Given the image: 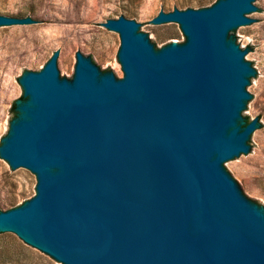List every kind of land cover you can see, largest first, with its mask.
Listing matches in <instances>:
<instances>
[{"label": "water", "instance_id": "obj_1", "mask_svg": "<svg viewBox=\"0 0 264 264\" xmlns=\"http://www.w3.org/2000/svg\"><path fill=\"white\" fill-rule=\"evenodd\" d=\"M255 3L159 12L151 23L186 41L157 52L135 21L108 19L121 79L80 53L71 81L56 52L24 74L0 157L34 173L36 193L0 211V231L61 264H264V215L227 174L259 133L255 119L240 129L256 73L231 43L259 25ZM25 22L0 15V30L39 24Z\"/></svg>", "mask_w": 264, "mask_h": 264}, {"label": "rangeland", "instance_id": "obj_2", "mask_svg": "<svg viewBox=\"0 0 264 264\" xmlns=\"http://www.w3.org/2000/svg\"><path fill=\"white\" fill-rule=\"evenodd\" d=\"M217 0H0V15L27 18L35 28L0 30V147L11 125L28 104L21 78L40 71L53 53L64 59V79L74 76L76 54L80 53L102 74L123 72L118 61V33L102 26L108 19L135 21L154 51L186 41L180 26H158L151 20L159 12L174 9L199 10ZM260 12L249 17L259 25L231 37V43L250 55L248 65L256 73L249 79V104L243 128L256 120L257 136L250 143L253 155L227 174L253 207L264 215V0H256ZM36 175L21 174L0 157V211L25 204L35 193ZM0 264H61L29 244L11 230L0 231Z\"/></svg>", "mask_w": 264, "mask_h": 264}]
</instances>
